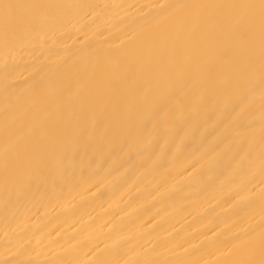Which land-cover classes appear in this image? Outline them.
<instances>
[{
	"label": "bare ground",
	"instance_id": "bare-ground-1",
	"mask_svg": "<svg viewBox=\"0 0 264 264\" xmlns=\"http://www.w3.org/2000/svg\"><path fill=\"white\" fill-rule=\"evenodd\" d=\"M0 264H264V0H0Z\"/></svg>",
	"mask_w": 264,
	"mask_h": 264
}]
</instances>
